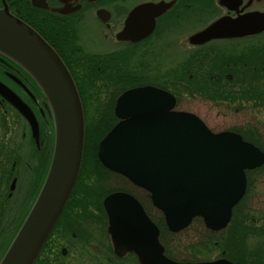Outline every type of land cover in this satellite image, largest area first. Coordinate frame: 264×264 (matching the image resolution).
<instances>
[{"label": "flooded vegetation", "instance_id": "1", "mask_svg": "<svg viewBox=\"0 0 264 264\" xmlns=\"http://www.w3.org/2000/svg\"><path fill=\"white\" fill-rule=\"evenodd\" d=\"M3 7L57 52L80 97L87 99L86 114L103 99L105 108L114 113L117 98L141 86L169 92L175 98L174 109L195 114L209 128L214 110H198L196 102L219 115L233 104L240 114L242 105L250 102L253 123L219 131L241 135L264 154V0H0ZM252 15L261 28L257 33L193 41L194 35L221 19ZM0 83L29 106L39 132L36 140L27 119L0 93L1 260L48 172L54 123L32 76L1 51ZM125 181L132 188L115 191L129 192L139 201L158 228L157 236L131 235L137 241L123 243L124 249L118 251L107 225L106 233H94L101 222L98 215L84 217L89 203L71 202L35 264H160L158 245L178 263L264 264V160L245 170V191L227 223L216 232L188 234L184 245L178 233L162 234V214L149 192ZM101 210L105 213L103 205ZM198 222L202 224L195 218L191 224Z\"/></svg>", "mask_w": 264, "mask_h": 264}, {"label": "water", "instance_id": "2", "mask_svg": "<svg viewBox=\"0 0 264 264\" xmlns=\"http://www.w3.org/2000/svg\"><path fill=\"white\" fill-rule=\"evenodd\" d=\"M259 30L253 15L231 21L221 19L194 35L193 41L240 37ZM0 51L32 76L54 121L47 175L0 261L33 264L75 184L82 158L84 115L75 82L60 56L6 7L0 8ZM0 93L28 120L38 139L37 121L29 106L1 83ZM174 105L171 94L151 86L125 91L115 106V115L121 120L100 140L98 157L108 168L150 191L169 230L182 229L196 215L207 227L219 229L244 193V170L260 164L264 154L238 134L211 132L194 114L172 110ZM103 204L116 250L122 251L125 242H136L131 235L153 230V224L130 194L113 192ZM154 232L157 234L156 229ZM161 252L157 255L160 264H183Z\"/></svg>", "mask_w": 264, "mask_h": 264}, {"label": "rangeland", "instance_id": "3", "mask_svg": "<svg viewBox=\"0 0 264 264\" xmlns=\"http://www.w3.org/2000/svg\"><path fill=\"white\" fill-rule=\"evenodd\" d=\"M183 101H189V98H185L183 99ZM105 105H106V100L104 99L97 100L95 103H93V105L90 106L88 109V114H87L88 120L92 121L100 113V111L105 108ZM236 106H237L236 104H233V107L231 106L232 109L228 108L226 111L221 112L222 114H225V115H219L215 113L216 109H213L210 106H206V105L203 106L202 103H199V102L198 103L196 102L195 104V108H197L198 110H202V111L203 109L214 110V111H210L211 117H208V122H209L211 130L215 132L222 130L228 126H233L236 123H241V122L253 123V104L250 102H246L245 104H243L242 105L243 111L240 114L235 113L234 107ZM19 129L20 128L18 127V130ZM19 134H20V131H19ZM89 181H90L89 188L91 190L90 191L91 198L89 201V207L84 210V214H86V216L84 215L83 216L92 218V217H96L93 215H98V217L101 219V222L94 233L104 234L106 233V225H107L106 215L105 213H103L102 211L103 209L101 210V207H102L101 203H102L104 196L109 191H112L118 188H125V189L130 190V188L132 187L121 176L115 175L113 173H108L100 168L90 176ZM93 209H97V211L94 212ZM92 211L93 213L89 215L90 212ZM204 232H208V231L204 227L203 224H200L198 222V224L197 223L191 224L184 230L180 231L178 234L181 235V237H178V238H181V245H184L185 239L188 234L190 235L202 234ZM166 234H168V232L164 230L163 235H166ZM181 248L185 249V246H181ZM169 251L171 250L169 249Z\"/></svg>", "mask_w": 264, "mask_h": 264}, {"label": "trees", "instance_id": "4", "mask_svg": "<svg viewBox=\"0 0 264 264\" xmlns=\"http://www.w3.org/2000/svg\"><path fill=\"white\" fill-rule=\"evenodd\" d=\"M249 85H252V83H250ZM245 90H251V88H247ZM247 99H250V98H247ZM81 100L85 108L87 99L82 96ZM88 104H89V101H88ZM115 121H116V118L114 114L112 113V111L106 108H104L102 115L99 116V118L96 121L86 120L81 167H80V171H79L75 186L71 194V198L68 200V203L71 201L72 202H81V201L89 202L90 201V198H91L90 197L91 190L89 188L90 176L94 172H96L99 168L108 173H113L112 171L105 168L100 163L96 155V147H97L98 141L114 125ZM93 122H95V124H93ZM162 227H163V230H166L163 220H162Z\"/></svg>", "mask_w": 264, "mask_h": 264}]
</instances>
